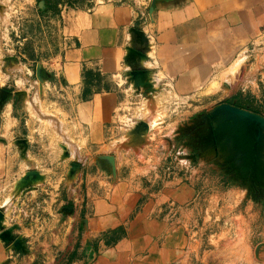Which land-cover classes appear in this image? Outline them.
Masks as SVG:
<instances>
[{"label": "crops", "instance_id": "1", "mask_svg": "<svg viewBox=\"0 0 264 264\" xmlns=\"http://www.w3.org/2000/svg\"><path fill=\"white\" fill-rule=\"evenodd\" d=\"M62 15L64 43L51 77L60 89V115L51 117L50 130L78 146L85 160L79 195L87 220L82 224L78 214L62 220L65 171L55 166L41 170L46 180L35 190L6 203L13 189L6 177L13 171L12 137L29 130L16 125L9 100L0 111V264H264L201 251L191 231L199 191L181 142L158 139L152 128L141 146L127 144L139 120L152 121L141 116L138 104L147 97L136 92L131 67L157 69L185 100H202L198 91L232 65L241 66L251 85L264 81V0H153L147 6L87 0ZM53 137L54 164L63 151ZM30 156L43 164L37 152ZM6 230L9 239L1 237ZM56 245H67L66 252L60 255Z\"/></svg>", "mask_w": 264, "mask_h": 264}, {"label": "rangeland", "instance_id": "2", "mask_svg": "<svg viewBox=\"0 0 264 264\" xmlns=\"http://www.w3.org/2000/svg\"><path fill=\"white\" fill-rule=\"evenodd\" d=\"M86 1L0 0V111L11 100L16 125L29 128L22 138L19 133L12 137L13 171L8 168L6 177L12 179L13 189L6 203L35 190L46 180L41 170L55 166V171H65L59 183L62 220L78 214L82 224L87 220L86 199L79 195V188L84 189L80 177L85 160L78 146L67 137L62 141L50 129L55 125L51 117L60 115V89L51 77L64 43L62 14L68 6L81 7ZM128 1L147 6L153 0ZM147 71L146 83L134 84L136 92L147 97L138 106L141 116L152 119L143 120L154 128L156 138L165 135L163 139L181 142L182 152L185 149L188 155L189 179L199 191L197 206L191 204L196 206L191 217L197 225L191 231L200 237L201 251L239 255L240 260L247 255V263H260L264 260V81L259 77L251 85L244 80L241 66L232 65L223 70L220 80L216 78L198 91L203 92L202 100H185L174 95L173 84L161 81L157 69ZM36 125L42 128L38 132L33 130ZM148 134L135 139L147 141ZM53 135L63 151L54 164ZM20 149L26 159L25 172L19 169ZM36 152L43 164L30 156ZM74 162L80 167H73ZM29 170H38L43 178L39 174L33 184L21 185L20 179ZM69 189H75L74 197L63 195ZM54 247L62 255L68 246Z\"/></svg>", "mask_w": 264, "mask_h": 264}, {"label": "water", "instance_id": "3", "mask_svg": "<svg viewBox=\"0 0 264 264\" xmlns=\"http://www.w3.org/2000/svg\"><path fill=\"white\" fill-rule=\"evenodd\" d=\"M133 31L136 33L142 34V31L135 29V28L133 29ZM147 74H148V71L144 68L134 69L130 72L131 79L134 80L136 85L141 84V83H146L145 77ZM150 130H151L150 125L146 120H143V119L139 120L135 124L134 128H132L128 132V136L129 137L132 136L134 139H132V141L130 140V142H127V144L130 146H133L135 148L141 146L146 141H139V140L136 141V139H138L139 136L142 137L143 134L146 132L149 133ZM72 166L73 167H80V164L78 162H74V163H72ZM39 174H41V173L38 170H29L24 174V176L20 179L19 182L21 185L28 184V183L33 184L34 183L33 180L36 179V177ZM42 178H43V175H42ZM3 217H4V209L0 208V221L3 219ZM9 233H10V231L6 230V231H4V233L1 234V237L4 239H9L10 238Z\"/></svg>", "mask_w": 264, "mask_h": 264}, {"label": "bare ground", "instance_id": "4", "mask_svg": "<svg viewBox=\"0 0 264 264\" xmlns=\"http://www.w3.org/2000/svg\"><path fill=\"white\" fill-rule=\"evenodd\" d=\"M65 149V148H64Z\"/></svg>", "mask_w": 264, "mask_h": 264}]
</instances>
